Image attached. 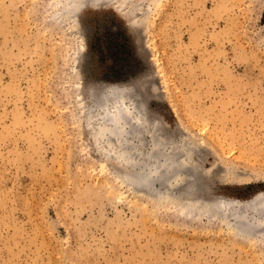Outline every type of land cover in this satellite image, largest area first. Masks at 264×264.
I'll return each instance as SVG.
<instances>
[{
	"label": "rangeland",
	"instance_id": "obj_1",
	"mask_svg": "<svg viewBox=\"0 0 264 264\" xmlns=\"http://www.w3.org/2000/svg\"><path fill=\"white\" fill-rule=\"evenodd\" d=\"M115 85L134 88L136 162L153 132L182 145L200 207L132 189L102 152L91 89ZM260 193L264 0H0V264H264V220L203 208Z\"/></svg>",
	"mask_w": 264,
	"mask_h": 264
},
{
	"label": "bare ground",
	"instance_id": "obj_2",
	"mask_svg": "<svg viewBox=\"0 0 264 264\" xmlns=\"http://www.w3.org/2000/svg\"><path fill=\"white\" fill-rule=\"evenodd\" d=\"M69 11L75 12L71 5ZM133 90L132 87L127 88L121 85L91 89L93 102L97 104L102 101L103 103L94 106L95 108L99 106V111H96L100 119L97 133L102 135L101 139L105 140L103 143L100 141L99 144L102 152L118 161L119 166L122 167L118 173H120L121 179L126 181L132 189L144 192L154 198L163 197L170 199V201L179 198L185 208L200 207L202 200L200 198L193 199L190 195L195 190L202 191L205 189L203 179L200 178L199 169L191 160L192 157L186 154L182 145H174L172 138L167 136L159 138L153 132V140L144 164L136 162L133 153L135 146L130 141L131 139H127L128 132L132 134L136 128L133 126L134 123H131V130H127L126 125L128 126L132 120L128 121V124L125 122L127 116L133 118L132 111L135 106L131 111V108L125 103L127 96L131 95ZM135 112L137 111L135 110ZM139 113L140 115L137 114L139 119L135 118V123H137L135 126L144 127V121H142L144 112L139 109ZM95 114H93V117L96 116ZM140 140L138 139V141ZM207 202H205V206L203 205L204 207L202 206L205 209H215L216 211L218 209L219 211L224 209L234 210L236 227L239 231L245 233L251 232L254 221H257L256 219L258 221L260 219L264 220V216H262L264 193L257 194L251 200L241 204L236 200L223 198H211ZM248 210L255 216H247ZM209 211L211 212V210Z\"/></svg>",
	"mask_w": 264,
	"mask_h": 264
}]
</instances>
